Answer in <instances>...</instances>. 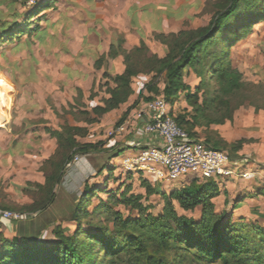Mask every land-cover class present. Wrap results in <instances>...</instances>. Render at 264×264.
<instances>
[{
  "label": "trees",
  "instance_id": "1",
  "mask_svg": "<svg viewBox=\"0 0 264 264\" xmlns=\"http://www.w3.org/2000/svg\"><path fill=\"white\" fill-rule=\"evenodd\" d=\"M54 1L38 6L27 14L25 22L15 20L7 24L2 20L0 42L7 43L23 34L30 35L35 30L30 27V18L39 17L40 11L49 8ZM263 18L264 0H213L205 25L153 35L165 46L162 56L150 53L143 40L125 50L122 47L123 37L118 35L106 55L95 60L94 67L98 69L106 58L120 55L123 70L114 75L106 71L102 73L105 82L99 86L104 87L106 96L89 110L77 107L82 105L83 93L75 88L67 113L86 124L97 122L106 113L125 104L134 93V80L138 76H146L147 81L121 113L116 126L140 102L162 96L168 102L176 123L190 136L198 139L196 129H202L204 143L225 150L231 159H236L245 140L227 142L211 126L231 122L235 110L244 101L255 111H264V93L251 89L231 62L232 46ZM187 69L199 78L193 90L183 80ZM213 81L216 82L215 87ZM95 87L93 84L87 99L95 96ZM181 94L190 110L174 115L171 106ZM236 97H242L243 102L234 103ZM44 132L55 139V148L41 163L43 182L34 184L41 197L23 206L24 212L20 213L33 215L52 203L54 189L75 155L108 152L103 148L102 141L80 140L88 135L86 126L71 125L65 121L56 129L45 127ZM126 148H110L108 157H117ZM104 168L109 173L113 171V166L105 164L99 173ZM217 178H193L186 185L168 193L162 192L163 207L157 215L148 212L149 206L141 203L140 194L127 195V191H122L114 196L110 193L109 202L136 210L137 217H124L120 211L112 210L104 203L102 213L106 215V222L98 220L95 223L90 220L81 222L82 218L91 217L100 207L87 209L89 197L99 188L93 191L85 182L71 215V220L77 223L71 234H66L60 225H55L52 230L55 241L50 244L26 235L2 237L0 264H264V231L258 226L233 222L224 210L215 212L213 199L220 193ZM142 186L145 197L158 191L146 181L142 182ZM175 205L184 212L199 208V217L178 213ZM239 205L240 202H236L234 208ZM7 222L14 224L18 221ZM90 225L93 227L90 228Z\"/></svg>",
  "mask_w": 264,
  "mask_h": 264
},
{
  "label": "rangeland",
  "instance_id": "2",
  "mask_svg": "<svg viewBox=\"0 0 264 264\" xmlns=\"http://www.w3.org/2000/svg\"><path fill=\"white\" fill-rule=\"evenodd\" d=\"M1 1V0H0ZM10 10L1 9L0 22L5 20L7 24L13 21L25 22L27 14H30L38 6L47 4L49 0H37L34 5L28 6L19 0H9ZM75 0H55L49 8L40 11V16L30 18V27L35 29L30 35L23 34L18 39H12L5 43L0 42V91L5 94V99L0 101V139L8 142V147L17 144H28L19 149V159H8L0 165V207L15 212H24L26 204L33 199L41 197V192L34 184L43 180V172L40 170L42 161L54 151L55 139L44 132L45 127L53 129L67 121L71 125H82L88 128L87 137L80 139L87 142H104L103 148L108 152H96L86 155H77L68 164L61 181L54 189V199L43 211L36 214H28L14 224L0 220V238H10L13 235H26L36 237L44 243H53L55 237L52 230L55 225H60L66 234H71L77 223L71 220L72 212L82 193L84 183L87 182L91 190L99 188L86 205L87 209L99 207L89 218H82L81 222L89 220L93 223L100 220L106 222V215L103 214V204H108L112 210L120 211L124 217H137L136 210L125 207L121 204H112L108 197L110 193L118 196L122 191L127 195H142L141 203L149 206L148 212L157 215L163 207L161 193H168L188 184L193 178L182 177L173 182H154L141 174L125 172L120 166L119 157L109 158L110 148H126L124 140L132 130V126L120 135L110 134L116 126V122L122 112L113 111L103 115L97 122L84 123L73 119L69 110L67 95L61 94L60 100L55 105V99L46 90L32 87V85L21 84L20 82L30 79L31 72L27 64L33 59L32 47L37 50L39 37L46 35L49 29L56 28L61 32L67 29V14L75 7L72 2ZM213 0H205L197 14L199 23L205 25L211 14V3ZM74 7V8H73ZM77 7V6H76ZM43 35L41 37H43ZM44 39L46 37L44 36ZM43 39V40H44ZM19 61L24 63L26 68L19 69ZM232 66L238 69L243 76L244 82L256 92L264 93V18L254 23L251 30L236 41L231 48ZM191 69H187L183 80L191 90L198 84L199 78L194 77ZM194 77V81H193ZM142 78V77H141ZM97 85L94 89L95 96L91 99H82L79 109L89 110L92 106L100 103V98L105 97L104 87H100L105 79L100 76L94 78ZM143 79L134 81V89L140 86ZM100 85V86H99ZM99 86V87H98ZM143 86V85H142ZM213 86L216 82L213 81ZM43 89H45L43 87ZM62 90V89H61ZM68 93V91H67ZM242 97H236L233 102H243ZM30 103L34 106L32 113L21 104ZM125 108V107H123ZM172 113L178 115L185 110H190L186 104L183 94L174 101L171 106ZM2 112V113H1ZM35 116L33 128L30 132L21 115ZM36 116H38L36 118ZM128 117H130L128 115ZM211 128L227 142H234L244 139L241 149L238 151L240 169L238 173L217 178L219 195L213 199L215 212L222 210L231 217V220L245 226H258L264 231V111H255L247 101H244L234 112L233 120L226 121L221 125H212ZM197 138H205L202 129H196ZM48 136V137H47ZM33 141V145L28 143ZM12 149V148H11ZM126 150V149H125ZM113 166L112 173L103 165ZM149 182L155 189L156 194L145 197V188L142 182ZM129 187V188H127ZM106 190V191H103ZM240 202L239 207L234 204ZM178 213H184L194 218L199 217V208L194 211H182L175 205ZM27 214V213H23ZM93 225H90L92 228ZM194 264V263H187Z\"/></svg>",
  "mask_w": 264,
  "mask_h": 264
},
{
  "label": "crops",
  "instance_id": "3",
  "mask_svg": "<svg viewBox=\"0 0 264 264\" xmlns=\"http://www.w3.org/2000/svg\"><path fill=\"white\" fill-rule=\"evenodd\" d=\"M204 1L75 0L72 2L75 8L73 7L74 9L67 14L68 28L63 32L56 31V28L49 29L46 35H43L44 33L40 35L37 50H34V46L32 47L33 59L30 64H27V68L33 74L30 79L26 78L25 81L22 79L23 81L20 83L32 85L37 89L42 88L43 92L46 90L51 94V98L56 100L55 105L60 100L61 94L67 95V101L71 103L75 96V88H79L83 97L87 98L93 84L97 85L98 79L95 81L94 78L102 76L104 71L114 75L123 70L120 55L113 59L106 58L98 69L94 67L95 60L106 55L110 44L117 39L118 35L123 37L122 47L125 50H130L143 40L150 53L162 56L165 46L154 39L153 35L175 33L203 26L197 22V14ZM10 7L9 0L0 1V13L1 9L10 10ZM42 35L43 37H41ZM18 63L20 66L17 68H26L23 62L19 61ZM138 78L143 79V82L136 90L133 83L134 93L129 100L110 112H122L137 97L142 85L148 79L141 75L135 80ZM21 105L32 113L33 105L28 102L26 105ZM142 105L143 102H140L130 111L129 116L134 115L137 108ZM34 118L35 116L31 114L20 117L21 120L26 119L23 122L28 127L31 126L29 129L31 133L35 132L32 122ZM140 123L141 121H139ZM126 139H135L141 143L150 140L145 136L138 135L137 126L132 128ZM28 143L33 145V141L29 140ZM25 146L29 145L18 142L7 148L8 142H3L0 139V165L8 161L9 158L19 159L18 150ZM42 182L43 180L38 183Z\"/></svg>",
  "mask_w": 264,
  "mask_h": 264
},
{
  "label": "built area",
  "instance_id": "4",
  "mask_svg": "<svg viewBox=\"0 0 264 264\" xmlns=\"http://www.w3.org/2000/svg\"><path fill=\"white\" fill-rule=\"evenodd\" d=\"M19 1L32 6L37 0ZM129 126L133 129L137 126L138 135L150 140L141 143L129 139L124 142L127 148L120 155L119 163L125 172L141 174L154 182L164 183L186 176L199 179L227 177L238 173L241 167L240 162L231 159L227 151L213 148L181 128L162 96L143 102L134 115L115 126L110 134L120 135ZM26 215L0 207V220L19 221Z\"/></svg>",
  "mask_w": 264,
  "mask_h": 264
},
{
  "label": "bare ground",
  "instance_id": "5",
  "mask_svg": "<svg viewBox=\"0 0 264 264\" xmlns=\"http://www.w3.org/2000/svg\"><path fill=\"white\" fill-rule=\"evenodd\" d=\"M5 99V94L0 91V101ZM2 113V112H1ZM4 119L0 116V126L2 125L1 120Z\"/></svg>",
  "mask_w": 264,
  "mask_h": 264
}]
</instances>
